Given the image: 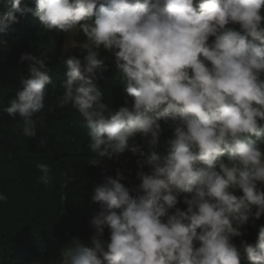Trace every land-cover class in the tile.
Returning a JSON list of instances; mask_svg holds the SVG:
<instances>
[{
  "label": "trees",
  "instance_id": "obj_1",
  "mask_svg": "<svg viewBox=\"0 0 264 264\" xmlns=\"http://www.w3.org/2000/svg\"><path fill=\"white\" fill-rule=\"evenodd\" d=\"M176 1L0 0V264H264V0Z\"/></svg>",
  "mask_w": 264,
  "mask_h": 264
},
{
  "label": "rangeland",
  "instance_id": "obj_2",
  "mask_svg": "<svg viewBox=\"0 0 264 264\" xmlns=\"http://www.w3.org/2000/svg\"><path fill=\"white\" fill-rule=\"evenodd\" d=\"M151 7V17H165L171 11H174L175 20L179 16L181 6L176 0H147L146 2V15L147 7ZM146 17V16H145ZM154 22V21H153ZM145 25V20H144ZM154 30V31H152ZM146 38L152 39L156 36L163 37H176L179 34V29L165 30L153 25H148L144 29ZM100 35L99 30L91 23H84L76 27H68L64 30V44L63 53L65 57H69L76 48L83 45H91L98 39ZM184 78L188 76H183ZM170 90L182 91L187 87L186 82H175L167 86ZM254 169L256 176H254ZM252 179L264 180V161H259L254 164ZM264 215V205L262 207ZM79 242L77 238H72L69 241L58 245L53 248L49 253L45 254L42 258L35 261L33 264H82L83 258L78 253Z\"/></svg>",
  "mask_w": 264,
  "mask_h": 264
}]
</instances>
